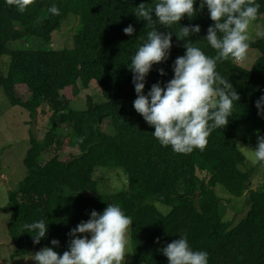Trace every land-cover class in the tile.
Segmentation results:
<instances>
[{"label":"trees","instance_id":"trees-1","mask_svg":"<svg viewBox=\"0 0 264 264\" xmlns=\"http://www.w3.org/2000/svg\"><path fill=\"white\" fill-rule=\"evenodd\" d=\"M201 2L196 0L192 17L185 14L170 27L159 24L153 13V26L172 33V47L168 58L153 64L146 76L145 95L153 84L166 87L174 78V62L186 54L188 41L206 55L217 54L205 38L214 21L206 4L201 9ZM141 3L154 8L156 0H34L23 14L0 0V56L10 57L0 84L10 102L28 110L30 116L49 109L51 124L41 139L30 133L23 159L27 174L8 192L4 209L12 214L7 230L17 248L11 255L24 257L36 247H52L63 255L70 250L73 228L89 220L93 210L102 214L116 203L132 219L128 264H169L162 249L184 235L193 250L209 254L208 264H264V187L249 189L247 213L234 225L222 219L221 200L214 191L220 184L231 195L241 196L254 171V167L241 168L246 156L238 147L237 130L248 124L264 136V116L256 106L264 96V35L251 40L249 50H255L256 57L249 64L231 59L217 63L216 70L240 96L228 125L213 130L203 151L176 153L160 144L153 135L154 126L133 106L137 93L129 64L152 30L135 14ZM256 3L260 5L257 17L264 20V0ZM52 5L59 15L48 11ZM70 13L81 24L71 48L10 47L11 42L31 36L51 44ZM129 25L135 29L132 35L123 31ZM193 25L200 26L199 33L185 39L177 36L182 26ZM93 80L105 100L94 102L87 96L84 108L71 107ZM17 86L29 96H17ZM106 119L110 131L104 126ZM257 143L253 142L255 147ZM75 146V151L68 149ZM99 168L124 170L126 188L100 192L95 177ZM39 220L47 223L48 230L36 244V233L27 232L23 225ZM53 239L59 246L52 245Z\"/></svg>","mask_w":264,"mask_h":264},{"label":"clouds","instance_id":"clouds-1","mask_svg":"<svg viewBox=\"0 0 264 264\" xmlns=\"http://www.w3.org/2000/svg\"><path fill=\"white\" fill-rule=\"evenodd\" d=\"M6 3L23 14L34 0H6ZM195 3L196 0H156L154 8L139 4L135 14L146 20L152 30L147 33V40L129 64L137 93L133 102L135 110L149 125L154 126L153 135L162 146H171L174 152L181 154H189L195 149L203 151L213 130L228 125L234 102L239 101L240 96L229 80L216 70L217 63L246 59L251 43L249 28L260 8L256 0H202L201 9L206 4L214 21L205 38L217 54L206 55L200 47L188 41L186 54L174 62V78L166 87H161L160 83L153 84L145 95L146 76L153 64L168 58L172 47V33L165 34L153 26V13L159 24L170 27L180 22L185 14L192 17L196 12ZM48 11L59 15L56 5ZM200 30L199 25L182 26L176 34L185 39ZM123 31L132 35L135 29L129 25ZM160 73L165 74L163 69ZM256 106L259 114L264 116V96L257 100ZM247 158L252 165L264 162V136H258L257 146L247 154ZM131 224V217L118 204H109L102 214L93 210L89 220L80 222L71 230L69 235L74 238L70 241V250L60 255L52 247H45L32 259L37 264H124ZM23 228L29 233H36V244L48 230L44 220L25 223ZM78 233H90L91 238L88 235L81 237ZM51 243L59 246L56 239ZM162 252L168 257L169 264H208L209 254L193 250L186 235L167 244Z\"/></svg>","mask_w":264,"mask_h":264},{"label":"rangeland","instance_id":"rangeland-1","mask_svg":"<svg viewBox=\"0 0 264 264\" xmlns=\"http://www.w3.org/2000/svg\"><path fill=\"white\" fill-rule=\"evenodd\" d=\"M17 27H20L16 23ZM81 28L78 16L70 13L61 23L59 29L54 33L52 43H42L39 37L31 36L28 39L19 41H13L10 43V47L17 48L22 45H31L34 48L39 47H51L56 49L71 48L73 46V37ZM249 34L251 40L257 39L264 35V20L262 17H257L249 28ZM256 57L255 50H248L247 57L242 62H236L238 64L246 65L252 62ZM10 63V57L8 55L0 56V74L6 73ZM91 85L87 89H83L77 96L71 107L78 109L86 106L85 99L90 96L94 102H102L105 100L101 93L100 87L93 80ZM17 96L26 98L29 96L28 92L21 90L18 86L15 88ZM49 109L45 111H39L36 116H30V112L20 105H13L6 93L3 86L0 84V174L4 173V176H0V264H37L32 259L36 252L42 250L41 247H36L33 252L25 255L24 257H13L11 254L17 248L15 247L12 239L9 236L7 230V224L11 219V210L4 209L8 202V192L16 189L22 179L27 174V168L24 164V156L29 147V135L30 133L36 134L41 139L50 127L49 121ZM106 130L110 131L111 126L109 119H106ZM237 144L241 151L245 154L246 165L241 166L243 170L250 167H254V171L251 176L250 183L247 190L241 196L231 195L226 189L216 184L214 186L215 193L220 197V215L223 220H229L232 224H236L242 219L248 210V192L249 189H256L264 187V165H252L247 158V154L254 150V141L258 140L260 136V129L252 127L248 124L242 125L238 128ZM75 151L77 147H71ZM199 176H205V172L198 171ZM95 177L98 182V188L100 192L113 193L118 190L126 188L127 175L124 170L120 168H99L95 171ZM157 206L164 205L160 202H155ZM166 206V205H164ZM169 208L168 206H166ZM161 210H165L163 206L159 207ZM77 235L83 237L88 235L91 238V234ZM129 237V229H128ZM130 244L125 256L124 264L130 262Z\"/></svg>","mask_w":264,"mask_h":264},{"label":"crops","instance_id":"crops-1","mask_svg":"<svg viewBox=\"0 0 264 264\" xmlns=\"http://www.w3.org/2000/svg\"><path fill=\"white\" fill-rule=\"evenodd\" d=\"M0 176H1V178H2V177L4 176V173H1Z\"/></svg>","mask_w":264,"mask_h":264}]
</instances>
